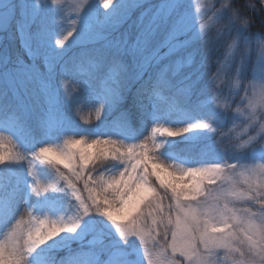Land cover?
<instances>
[{"label": "snow or ice", "instance_id": "6c2138e0", "mask_svg": "<svg viewBox=\"0 0 264 264\" xmlns=\"http://www.w3.org/2000/svg\"><path fill=\"white\" fill-rule=\"evenodd\" d=\"M56 4L0 0V31L13 28L27 55L0 44V264H264V0H222L211 24L192 0H77L67 29ZM233 64L230 87L251 68L252 95L243 87L230 113L212 85ZM29 84L39 113L21 95ZM163 91L183 119L157 102ZM85 109L95 128L81 127ZM241 117L248 138L230 156L217 139L197 158L209 132L227 136Z\"/></svg>", "mask_w": 264, "mask_h": 264}, {"label": "rangeland", "instance_id": "374dc122", "mask_svg": "<svg viewBox=\"0 0 264 264\" xmlns=\"http://www.w3.org/2000/svg\"><path fill=\"white\" fill-rule=\"evenodd\" d=\"M218 1L222 2V0H192L193 11H195L197 5H199L200 11L203 15V19L209 22V24H211L209 9H211L212 5L217 6ZM76 2L77 0H57V4L53 5V7L61 9L63 11L64 16L66 17V20L64 23L65 29L71 27V20L75 16L74 4ZM49 3H51V0H49ZM97 3H98V0H97ZM99 10L103 11L102 8H99ZM10 33H12L11 36L9 35ZM3 34L7 35L6 37L8 38V41L12 45L11 49L15 51L14 58L19 57L21 60H24L25 62H27V55H26L25 49L22 45L19 35L15 34L14 29L10 28L8 33L0 31V36H3ZM71 40L72 38L69 39V42H68L69 44L71 43ZM231 54L235 55L236 61L238 62L240 55L244 54V52H243V49H240L239 51H236L235 49H233ZM250 55L252 56L253 60L256 59L258 55V51L255 45L253 46V49L251 50ZM230 68H231V71L230 72L226 71L225 73L221 74V78L218 79L216 83L212 85V87L222 89L224 96L227 97V101L229 104V110L233 108V113H234L236 106L240 104L241 98L245 96L243 87H248V93H247L248 96L252 95V88L250 87L252 83V71H251V68H249L248 70L249 74H246L247 78L244 77L243 80L238 82L242 87L232 89L230 85L236 79L235 65L234 64L230 65ZM41 71H43V69H41ZM206 72L207 74L209 73L208 70H206ZM211 77L212 76H208L206 80L210 79ZM178 79L179 78H177V80ZM237 92L239 93V95H236ZM21 95L24 97L25 101L29 104V106L35 109L36 113H39L40 111L43 110V101H42V98L40 97L38 85L29 84L28 85V95L25 96L23 90H21ZM236 99H239V101L237 102L236 105H233V101H235ZM157 102L161 105V107L166 112L171 114V117L173 120L178 121V120L183 119V114L176 109L177 102L173 100L170 94L167 93L166 91L161 92V98ZM244 104L245 105L247 104L246 100L244 101ZM261 115H264V108L257 106L256 108L257 119H259ZM82 116L84 120L89 121L87 125L83 124V122L81 121L82 128H88V127L95 128L97 122L95 120L94 114H90L89 110L85 109L82 113ZM97 127L100 131L103 128L102 126H97ZM231 129L232 131L230 134L233 136L232 138H233L235 145L240 143L242 140H245L248 138L246 135H244V123H243L242 117L236 121L235 127H233V125L231 126ZM209 133H212V132H209ZM76 138L78 139L79 137H76ZM166 139H181V138L179 137L177 138L160 137L157 134V142H160ZM77 147H80V146H77ZM84 147H85V150L88 151L89 153H92L93 155L95 154V151H96L95 148H88L87 145H85ZM47 155L49 159H52L54 161L57 160V157L55 156L54 153H49ZM22 163H23V167L25 170H27L29 166L33 167L34 169L47 168L53 174V176L57 175L56 173L57 166L60 167V170L63 168L62 164L47 165V164H41L39 161H35L31 163L29 161H23ZM153 178L155 179V177ZM236 179L240 181V183L238 184L239 190H243L244 188H246V185L242 182L243 178L237 177ZM233 203L234 204L236 203L237 206L239 203L240 207L247 206V204L243 201H233ZM253 210H255V208ZM74 211L75 209L71 205H65L64 208L62 209V214H65L67 217V216L72 215ZM91 238L92 237H89V239Z\"/></svg>", "mask_w": 264, "mask_h": 264}, {"label": "trees", "instance_id": "16d2710c", "mask_svg": "<svg viewBox=\"0 0 264 264\" xmlns=\"http://www.w3.org/2000/svg\"><path fill=\"white\" fill-rule=\"evenodd\" d=\"M220 1H218V5L215 6L216 8L220 7ZM233 3L235 5V7L237 8H242L243 5L245 4H255L257 8H260V4H259V0H233ZM251 14V13H249ZM215 30L213 29V32ZM253 33H258V28L256 26L253 27L252 29ZM7 35L0 36V44L2 45H6L8 47V51L10 53V55L14 58L15 55V51H13L12 45L11 43L8 41V38L6 37ZM254 46V45H253ZM253 49V47H252ZM223 57L221 56V59ZM213 60H215V57L213 58ZM218 67L217 64H215L213 62V64L211 65L210 68L206 69L209 71V73L207 74V76H205V80L207 79L208 76H213L215 74L216 68ZM247 74H249V72H247ZM179 78V77H177ZM245 78H247V75L245 76ZM219 85V84H218ZM172 98V97H171ZM173 100H175L174 98H172ZM176 101V100H175ZM239 101V99H236L235 101H233V105H236L237 102ZM177 102V101H176ZM230 113H233V108L231 110H229ZM232 124H229L227 128L224 129L225 132H228L229 128H231ZM102 130L101 131H109V129L106 126H102ZM231 132H229V134L227 136L224 137H220L219 133H208L211 136V140L207 141L205 144H200L198 146V152H199V156L197 158H209L207 153L209 151L208 147H206V144H211L212 141H215L217 139H221V143L220 144H216V145H212L214 151L216 154H220L222 151L224 152L225 156H230L232 154L233 151V147L235 145L234 141H233V136L230 134ZM181 147H183V145H181ZM100 166L97 165V168H99ZM61 171H66L64 168L61 169ZM153 180H155L153 178ZM80 187L82 188L83 186L80 185ZM236 207H240V204L235 203L234 204ZM63 254V253H61Z\"/></svg>", "mask_w": 264, "mask_h": 264}]
</instances>
